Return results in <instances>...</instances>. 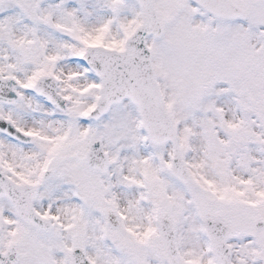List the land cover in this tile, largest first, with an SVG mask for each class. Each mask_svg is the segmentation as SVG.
<instances>
[{
    "label": "snow or ice",
    "instance_id": "snow-or-ice-1",
    "mask_svg": "<svg viewBox=\"0 0 264 264\" xmlns=\"http://www.w3.org/2000/svg\"><path fill=\"white\" fill-rule=\"evenodd\" d=\"M0 264H264V0H0Z\"/></svg>",
    "mask_w": 264,
    "mask_h": 264
}]
</instances>
